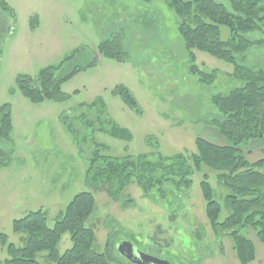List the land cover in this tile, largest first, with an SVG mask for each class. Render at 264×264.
Here are the masks:
<instances>
[{
    "label": "rangeland",
    "instance_id": "1",
    "mask_svg": "<svg viewBox=\"0 0 264 264\" xmlns=\"http://www.w3.org/2000/svg\"><path fill=\"white\" fill-rule=\"evenodd\" d=\"M215 1L232 11L227 0ZM6 2L14 15L0 10V105L10 106L11 130L9 140L0 139V148L11 160L0 166V234L23 246L25 234L12 228L15 219L42 209L53 227L72 197L89 191L95 207L85 226L94 231L93 250L105 253L108 264H130L116 251L119 241L169 264H240L231 237L213 235L205 215L203 172L208 173L213 197L221 205L218 221L229 213L224 205L227 190L213 171L203 167L192 174L186 192L170 189L165 197L156 191L146 194L134 182L114 197L87 174L96 146L107 156L149 153L154 160L157 154L196 152L197 135L215 142L220 137L207 121L220 113L210 98L243 85L230 75L233 65L192 50L201 70L216 72L213 82H200L189 69L190 55L178 31V16L165 0ZM222 32L226 37L227 29ZM116 33L124 35L127 60L96 56L97 45ZM250 37L264 36L252 33ZM71 55L73 59L58 71L79 69L61 82L66 99L34 103L21 94L18 75L36 76L41 68L56 66ZM237 61L249 67L263 65L264 47H250ZM118 85L129 90L136 107L115 92ZM107 121L125 129L130 139L106 133ZM240 233L249 237L252 231L242 227ZM71 245L65 232L58 252ZM6 257L0 242V264H6ZM36 259L55 264L45 251L38 252Z\"/></svg>",
    "mask_w": 264,
    "mask_h": 264
},
{
    "label": "trees",
    "instance_id": "2",
    "mask_svg": "<svg viewBox=\"0 0 264 264\" xmlns=\"http://www.w3.org/2000/svg\"><path fill=\"white\" fill-rule=\"evenodd\" d=\"M227 1L232 11L215 0H165L178 16V31L190 55L189 69L197 75L198 80L209 84L214 81L216 72L201 70L195 64L192 50H200L231 63L233 69L230 75L243 81L241 87L210 98L220 116L210 119L207 124L217 131L222 142L219 139L209 141L197 135L196 152L189 155L157 154L154 160L148 157L149 153L107 156L101 154L96 146L89 159L87 174L104 184L114 197L130 182L136 183L146 194L156 191L160 197H165L170 189L171 192H186L192 182V174L203 167L213 171L216 181L227 190L224 205L229 213L218 221L221 205L213 197L212 187L207 181L208 173L203 172L200 189L211 231L215 236L231 237L239 263L248 264L254 261L255 251L249 237L240 233V228L250 229L257 240L264 244V161L250 162L244 154V148L251 141L264 142V64L249 67L239 63L237 56L244 55L254 45L264 47V37H250L252 33L264 36V0ZM0 10L14 15L13 8L6 0H0ZM223 29H227L226 37L223 36ZM123 38L121 33L113 34L97 45L94 54L118 61L127 60ZM72 59L73 55L56 66L41 68L36 76L18 75L16 81L21 94L34 103L46 99H66L67 95L60 89L61 82L79 69L60 74L58 71ZM94 61L86 65L90 66ZM114 90L129 106L136 107L135 99L125 86L118 85ZM10 116V106L0 105V139L9 140ZM104 130L112 137L130 139L125 129L111 121H107ZM10 160V154L0 148V166H6ZM94 207L93 193L81 191L59 211L53 227L48 226L46 213L42 209L30 210L15 219L13 231L25 234L24 244L16 246L7 241L6 235L0 234V242L7 256L4 263L41 264L36 254L45 251L47 259L55 264H108L105 253L93 250L95 234L92 228L85 226ZM65 232L69 233L72 245L60 254L57 246Z\"/></svg>",
    "mask_w": 264,
    "mask_h": 264
},
{
    "label": "crops",
    "instance_id": "3",
    "mask_svg": "<svg viewBox=\"0 0 264 264\" xmlns=\"http://www.w3.org/2000/svg\"><path fill=\"white\" fill-rule=\"evenodd\" d=\"M219 142L221 143L222 140L219 139ZM244 154L250 162H255L260 159L264 161V142L260 140L251 141L248 146L244 148ZM249 239L255 251V259L250 264H262L261 262H264V244L257 240L254 232L249 234Z\"/></svg>",
    "mask_w": 264,
    "mask_h": 264
},
{
    "label": "water",
    "instance_id": "4",
    "mask_svg": "<svg viewBox=\"0 0 264 264\" xmlns=\"http://www.w3.org/2000/svg\"><path fill=\"white\" fill-rule=\"evenodd\" d=\"M117 253L130 264H169L164 259H159L141 252L135 245L128 241H119L115 245Z\"/></svg>",
    "mask_w": 264,
    "mask_h": 264
}]
</instances>
